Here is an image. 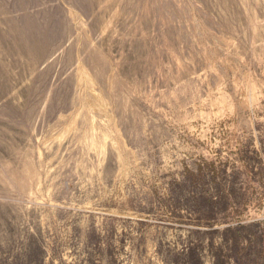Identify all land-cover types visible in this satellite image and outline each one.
Listing matches in <instances>:
<instances>
[{"label": "rangeland", "instance_id": "rangeland-1", "mask_svg": "<svg viewBox=\"0 0 264 264\" xmlns=\"http://www.w3.org/2000/svg\"><path fill=\"white\" fill-rule=\"evenodd\" d=\"M0 264H264V0H0Z\"/></svg>", "mask_w": 264, "mask_h": 264}]
</instances>
